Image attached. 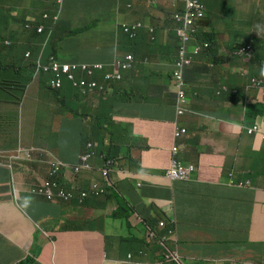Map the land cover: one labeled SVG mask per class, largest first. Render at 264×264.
<instances>
[{
    "label": "crops",
    "instance_id": "0c3cea01",
    "mask_svg": "<svg viewBox=\"0 0 264 264\" xmlns=\"http://www.w3.org/2000/svg\"><path fill=\"white\" fill-rule=\"evenodd\" d=\"M226 3L227 9L234 11L232 16L220 20L216 15L209 20L213 27L211 53L219 58L216 66L209 68L211 56L203 53L186 73L191 112L181 118L189 133L181 141L184 148L179 158L196 166L192 179L173 182L165 176L174 122L172 107L165 99L168 96L165 95L162 102L143 100L146 88L155 85L157 80L151 74H167L169 65L165 59H160L165 64L155 69L134 68L128 73L126 82L131 83L124 87V98L129 103L126 112L141 119L132 122L133 135L126 134L111 144L114 150L119 148L120 156L123 155L120 148L126 146L124 160L110 172L109 182L114 188L82 204L78 199L69 203L48 202L42 197L30 196L26 190L47 180L49 165L44 161L52 158L70 164L79 161L83 151L79 146L87 143L83 136H92L90 110L84 121H66L64 136L60 137L48 125L49 118L44 119L54 117L60 109L58 102L67 100L69 105L71 98L63 94L57 101L51 98L40 108L39 114L32 112L34 105L27 109L22 105L26 117L20 129L16 121L10 128L15 133L6 134L5 149L14 153L18 148L31 147L35 151L31 163L15 162L11 168L7 162L5 166L0 164V264H14L26 253L35 256L34 264H153L162 254V248L157 240L147 239L140 214L149 219L159 239L171 244V239L177 238L182 260L191 264L192 252L201 250L202 235L208 233L222 211L230 220L232 230L214 247L216 264H235L242 260L264 264V245L248 246L250 242L264 244V193L257 194L252 231L238 232L229 213L231 201L242 194V189L229 184L231 174L253 165L263 176L264 161L252 155V141L240 134L245 113L237 103V96L228 88L243 90L251 77L261 76L264 0H226ZM22 4L28 5V2L22 0ZM2 18L5 20L4 16ZM249 38L256 39V59L243 61L224 55ZM87 54L91 53L87 51ZM100 59L109 62L112 57L103 54ZM11 77L14 75L1 77L0 74V80ZM130 87L137 90V98H127ZM5 92L8 90L0 88V94ZM260 98L264 100V94ZM6 119L0 107V126ZM96 143L99 147L92 160V171L77 177L67 172L66 182L82 189H87L94 181L104 186L101 144ZM15 191L17 196H14ZM193 194L199 195L202 208L209 210L203 220L179 226L175 235L157 227L158 216L175 220L176 207H181Z\"/></svg>",
    "mask_w": 264,
    "mask_h": 264
},
{
    "label": "clouds",
    "instance_id": "9594fccd",
    "mask_svg": "<svg viewBox=\"0 0 264 264\" xmlns=\"http://www.w3.org/2000/svg\"><path fill=\"white\" fill-rule=\"evenodd\" d=\"M16 2L18 4H12ZM25 2H28V5H23L22 0H0V67L9 70L7 75H14V77L0 80V88L8 90L7 84H10L13 87L20 86L23 91L20 96L9 95L8 92L0 94L2 101L0 107L7 117L6 122L0 126V164L5 166L7 162L11 168L15 162L16 164L20 161L31 163L33 160L34 148L21 147L14 153L5 149L6 134L15 133L14 130L10 131V128L16 121L20 129L26 117L21 101L28 97L32 85L52 95L55 101L59 100L58 97L61 94L72 99L69 105L67 100L56 104H63V108L59 106L60 109L55 113L60 114L59 119L54 115L53 121L49 124L60 137L64 136L65 122L84 121L90 107L96 111L110 106L124 114V117L114 115L112 120L107 121L98 130L100 132L96 131V138L86 140L87 136H83L87 143L84 147L79 146L83 148V151L76 164L56 158L44 161L49 165L47 180L28 187L27 194L32 197H42L48 202L69 203L78 199L82 204L88 198L105 195L114 188L109 182L110 172L116 168L115 166L120 165L125 154L120 156L119 148L114 150L111 144L114 145V142L119 139L116 137L119 130L124 135H133L132 122L141 118L126 112L129 108V103L126 101L109 99L101 92L108 90L114 94L118 93L117 98H124V87H129L131 83L126 82L128 73L134 68L154 67L155 69L158 65L165 64L160 59H165L169 70L166 75L162 72L151 74V77L157 80L155 85L146 88L143 100L162 102L164 96H168L165 99L172 107L174 122L170 161L165 176L173 182L191 180L196 172V166L179 158L184 148L181 141L189 133L188 128L182 124L181 118L191 112L190 97L186 91V73L193 67L195 59L203 53L211 56V62L207 66L209 68L216 66L219 58L211 53L213 42L210 34L213 32V27L209 20L216 15L220 20L232 16L234 11L227 9L226 0H72L71 8L75 9L71 17L72 22L74 21L73 29L66 30L64 37L74 38L73 42L53 36L57 26L60 29L64 28L62 16L66 1L25 0ZM98 8L104 11L103 19L98 17ZM100 21L108 26L114 25V32L106 41H101L102 36L96 32ZM25 34L27 39H23ZM44 34L46 36L42 38ZM82 35L90 41L94 40L81 47ZM13 43H15V49L9 56L10 46ZM2 44L7 47L6 50L2 49ZM52 44L57 55H53ZM20 45H25L26 48L21 49ZM74 47L78 52L77 59L70 60L67 52ZM118 48L119 50L114 53V50ZM20 49L22 51H19ZM87 51L91 54L86 55ZM103 54L111 55L112 60L102 61L100 58ZM224 55L230 59L243 61L256 59L258 57L256 39L243 40L236 44L229 54ZM79 56H81L80 59H78ZM83 56L88 57L83 58ZM88 58L89 60H86ZM84 65L87 67L86 70L82 69ZM66 66L71 68L70 72L65 69ZM73 66H76L75 70L72 69ZM261 66V76L251 77L245 89L228 88L237 96V103L245 113L240 134L243 133L252 141V155L264 161V100L260 98L264 94V60L261 61ZM69 74L73 75V79L69 78ZM82 81L85 82L84 85H81ZM91 83H95V86L90 87ZM130 89L129 94L126 95L127 98H137L139 96L137 90L131 87ZM251 92L254 94L251 95ZM104 101L109 104H104ZM90 113L91 117L96 114L91 111ZM104 113L107 117L109 116L107 110ZM96 142L101 144L100 159L103 163L104 186L94 181L87 189H82L66 182L64 177L67 172L77 177L84 172L92 171V160L95 150L99 147ZM229 184L242 189V194L231 201L229 208V213L235 222L234 227L238 232L239 230L245 233L252 231L255 208L258 204L257 194L264 193V175L257 173L252 165L246 170L232 173ZM14 196H17L16 191ZM201 201L199 195L193 194L181 207H176L175 220L168 221L164 216H158L157 227L175 235L179 226L192 225L194 222L203 220L205 215L201 214V211L207 213L209 210L202 208ZM174 202L176 204L175 200ZM122 208L126 209V206L122 204ZM140 216L146 226L147 239L157 240L162 248V254L153 264H189L181 258L177 238L171 239V244L164 239H159L149 219L141 214ZM38 228L41 229V225H38ZM231 230V222L222 211L208 233L202 235L199 241L201 250L192 252L193 263L191 264H216L218 258L214 247L227 238ZM248 241L250 242L249 239ZM259 245L264 244L250 242L248 246L256 248ZM35 262V256L26 253L14 264H34ZM235 264L253 263L242 260L241 263Z\"/></svg>",
    "mask_w": 264,
    "mask_h": 264
},
{
    "label": "rangeland",
    "instance_id": "374dc122",
    "mask_svg": "<svg viewBox=\"0 0 264 264\" xmlns=\"http://www.w3.org/2000/svg\"><path fill=\"white\" fill-rule=\"evenodd\" d=\"M64 1H66L65 11H64L63 16H62V19L64 21V28L61 29L59 38H63V40L67 41V42H73L74 38H65L64 36L66 34V30L69 31V30L73 29V22L74 21L72 22V18L71 17H72V14H74L75 9L71 8L72 0H64ZM2 4H4V3H2ZM12 4H14V5L18 4V2L12 3ZM37 11H38V9H37ZM97 13H98V17L100 19H103V17H104L103 9L98 8L97 9ZM96 32H97L98 35L102 36V38L100 39L101 41H106L108 36L111 33L114 32V25L108 26V25L104 24L103 21H100V23L96 27ZM95 39L97 40V36H95ZM92 40H94V39H92ZM89 41L90 40L85 35H82L81 36V47H83ZM70 45H71V43H70ZM125 45H126V42H125ZM14 49H15V43L11 44V46H10L9 56L12 55V53L14 52ZM118 50H119V48L114 50V53H116ZM77 55H78V52H77V49L75 47L71 48L67 52V57L70 60H76L77 59ZM86 57H88V56H83V58H86ZM80 58H81V56H79L78 59H80ZM7 66H9V65H7ZM16 66L17 67H21L23 65H16ZM8 71L9 70H7L5 67H0L1 77L6 76ZM7 85H8V93H9V95L10 94H14V95H17V96L22 95L23 91H22V88L20 86L19 87H13L10 84H7ZM51 98L55 99L52 95H49L47 92L41 91L35 85H32L28 97L21 101V106L24 105L25 109H27L29 105H34V111H32V112L34 114H39L40 108L42 106L47 105L48 104V100H50ZM58 106H61L63 108V104L62 105L58 104ZM106 110L108 111V115H109L108 117L104 113ZM55 115H56L57 119H59V115L60 114H55ZM114 115H118L120 117L121 116L124 117V114L120 110L114 109V108H112L110 106H106L105 109H103V108L100 109L97 114H94L93 117H91V124L93 126H95V127H99L100 125H104L105 122H107L109 120H112ZM169 116H171L170 112H169ZM48 118H49V124H51V122L53 121L52 117H47V118L44 119V121L47 120ZM124 136L125 135L122 134V132L120 130L116 133V137L119 138V139H123ZM120 150L122 151L123 154H125L124 152L126 151V146H122L120 148ZM102 166H103V163H102ZM30 212L35 214L34 211H32V210ZM201 214H206V213H203L201 211ZM14 229L16 230V232L20 233L18 228H14ZM3 234H5L7 236V233L5 232L4 228H3ZM1 245L3 246V243H1Z\"/></svg>",
    "mask_w": 264,
    "mask_h": 264
},
{
    "label": "trees",
    "instance_id": "16d2710c",
    "mask_svg": "<svg viewBox=\"0 0 264 264\" xmlns=\"http://www.w3.org/2000/svg\"><path fill=\"white\" fill-rule=\"evenodd\" d=\"M60 32H61V29H60V27L59 26H57L56 27V29H55V32H54V34H53V36L54 37H56V38H59V35H60ZM46 35L44 34V35H42V38H44ZM42 38H40V39H42ZM0 39H1V37H0ZM23 39H27V36H26V34L23 36ZM28 40H29V38H28ZM27 40V41H28ZM3 45V47H2V49L3 50H6L7 49V47L4 45V44H2ZM21 49H24V48H26L25 47V45H20L19 46ZM19 50V51H22V50ZM51 49L53 50V55H57L58 53H56L57 51H56V49H54V45L52 44L51 45ZM71 88H72V86H71ZM102 93V95L104 96V97H107V98H109V99H114L115 101H117L118 99H120V100H122V101H126V99L125 98H123V97H118L117 98V95H118V93H111L110 91H108V90H104V91H102L101 92ZM77 96V95H76ZM78 97V96H77ZM104 104H109L107 101H104L103 102ZM89 110L92 112V113H98V111L99 110H96V111H94L93 109H92V107H90L89 108ZM106 123V122H105ZM105 123H104V125H105ZM104 125H100L99 127H95V126H93L92 125V136H88L87 138H86V140H88V139H94V138H96V131L97 132H100V131H98L100 128H102ZM20 264H25V263H20Z\"/></svg>",
    "mask_w": 264,
    "mask_h": 264
},
{
    "label": "built area",
    "instance_id": "2783aa9c",
    "mask_svg": "<svg viewBox=\"0 0 264 264\" xmlns=\"http://www.w3.org/2000/svg\"><path fill=\"white\" fill-rule=\"evenodd\" d=\"M65 69L68 70V72L71 71V68H70L69 66H66ZM72 69L75 70V69H76V66H73ZM82 69H83V70H86L87 67L84 65V66H82ZM89 74H91L90 71H89ZM69 78H70V79H73V75H72V74H69ZM84 84H85V82L82 81V82H81V85H84ZM89 86H90V87H93V86H95V83H91Z\"/></svg>",
    "mask_w": 264,
    "mask_h": 264
}]
</instances>
